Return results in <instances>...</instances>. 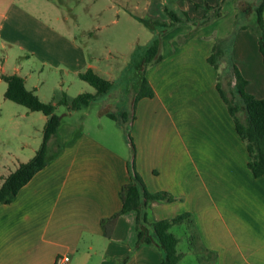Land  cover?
Wrapping results in <instances>:
<instances>
[{"label": "crops", "instance_id": "0c3cea01", "mask_svg": "<svg viewBox=\"0 0 264 264\" xmlns=\"http://www.w3.org/2000/svg\"><path fill=\"white\" fill-rule=\"evenodd\" d=\"M61 1L0 0V74L20 75L26 88L52 103L60 98L55 97L58 92H65L67 98L82 91L94 92L77 74L87 67L97 73L101 70L87 58L78 39L64 29ZM156 1L164 15L166 9L177 15V11L185 12L192 20L203 12L199 3L211 9L218 0ZM230 1L224 0L222 6ZM235 2L251 11L243 0ZM161 21L170 20L165 17ZM262 21L264 29V4ZM241 33L233 48L248 51L238 52V71L246 79V91L264 99V65L257 38ZM162 42L160 59L146 72L153 94L137 99L135 116L129 122L134 167L149 191L173 190L184 200L149 202L148 216L163 219L188 212L190 220L172 224L170 231L175 225H185L195 235L200 252L214 253L211 264H264V175L252 176L246 167L244 144L216 91L214 70L206 62L212 40L188 39L172 46L167 54ZM38 67L39 74H35ZM42 67L50 69L45 79L40 76ZM180 77H185L187 84L191 81V86L195 82L196 87L206 86V95L201 96L200 90L193 93L194 99L180 100L178 84L173 83ZM41 79L49 83L43 85ZM5 86L0 77V96ZM47 90L53 92L51 97H45ZM2 102L0 98V118ZM181 106L189 113L185 124L178 114ZM58 109H62L60 122L52 139L60 144V150L10 201L0 202V264H56L61 255L68 256L66 264H116L123 259V264H161L160 247L135 244L133 210L116 216L108 237L100 226L102 218L119 211L120 188L130 180L126 143L116 134V147L109 144V139L113 140L110 135L79 129L66 120L77 109L57 104L54 112ZM22 111L27 121L12 119L10 126L29 137H20L15 148L0 152V184L19 163L31 158L41 143L47 116L25 106ZM99 111L106 115L110 109ZM178 252L180 260L184 251ZM203 255H198V264Z\"/></svg>", "mask_w": 264, "mask_h": 264}, {"label": "rangeland", "instance_id": "374dc122", "mask_svg": "<svg viewBox=\"0 0 264 264\" xmlns=\"http://www.w3.org/2000/svg\"><path fill=\"white\" fill-rule=\"evenodd\" d=\"M223 1L218 0L217 6L213 5L211 9H207L205 3L201 2L198 4V8L202 9L203 12L197 17H193L192 23H186L185 21L165 27L158 23L152 24L154 20L161 21V19L168 17L167 13L164 15L163 12H160L161 7L156 0H62L60 2L62 13L66 15L64 29L73 34L82 44L87 58L94 66L101 69L98 73L109 78L112 82L109 91L97 95L87 106L75 110L66 120L75 124L79 129H87L94 135H110L113 140L109 139V144L116 147H118L115 142L117 134V137L121 136L119 140L125 142L130 150L126 141V131L129 133L134 145L129 127L130 120L135 116L134 109L131 107V100L135 94L139 78L142 75L146 77L148 69L158 62L149 64H143L142 62L144 48L153 36L152 31L161 33L159 41L160 43L163 41L162 44L165 45L164 52L166 54L172 49V46L179 45L188 39L195 42L212 40L211 44L216 65L213 66L207 60L206 62L214 70L215 85L218 83L226 96L230 97L233 66L238 69L239 59L241 58L238 52L246 54L248 51L246 49H234L233 44L236 38L242 34L241 30L249 39L252 35L257 38V34L255 29L252 28L253 10L249 12L241 9L235 0H231L229 4L227 2L225 6H222ZM243 1L250 4L253 0ZM177 12L180 16L182 15L181 12ZM216 12H220L219 15H215ZM132 13L136 17L131 16ZM187 26H189V29H187ZM215 27L219 30L218 33H216ZM222 31H225V33H222ZM221 33L224 35L222 36ZM39 68L35 70V74H39ZM49 72L48 67H42L40 76L45 79V74L48 75ZM59 72L61 73V70ZM41 81L43 85L49 83L47 80L43 82V79H41ZM173 83L178 84L180 100H185L187 97L194 99L195 95L193 93L198 94L200 90H202L201 96L206 95V92H203V89L207 88L206 86L196 87L197 82H195V86H191L189 85L191 81L187 84L185 77L174 79ZM87 84L84 81L83 85L89 86ZM63 94L66 96L65 92H58L55 97L57 95L61 97ZM44 95L45 97H51L53 92L47 90L44 91ZM0 98L3 101L1 106L3 112L0 118V152L6 153V150L17 146L20 137L26 139L29 137L28 135L21 136L22 131H19V129L14 130L10 126L11 120L27 121V117L26 119L23 117V105L6 99L3 95ZM191 104L192 101L190 106ZM185 106L190 107L188 104H185ZM102 107H109L110 111L116 113L124 111L127 120L119 122L102 112L100 113L99 110H102ZM178 108V114L183 119L181 121L184 124L187 123V119H189L187 109L182 106ZM61 111L62 109H58L57 113L61 114ZM131 112L133 113L132 118ZM176 116L177 114L173 112V118H176ZM24 131L27 132L26 129ZM167 193L172 197L169 201L182 202L184 200L183 195H176L173 190H169ZM171 232L179 237L176 251H184L181 259H178V264H198V255L201 253H204V255L200 263L205 259L206 252L198 250L195 235L188 232L185 225H175L171 228Z\"/></svg>", "mask_w": 264, "mask_h": 264}, {"label": "trees", "instance_id": "16d2710c", "mask_svg": "<svg viewBox=\"0 0 264 264\" xmlns=\"http://www.w3.org/2000/svg\"><path fill=\"white\" fill-rule=\"evenodd\" d=\"M254 5L252 7V5ZM264 0H253L249 5L254 11L253 27L257 34L258 50L264 65V29L262 21V8ZM251 5V6H250ZM209 9V8H207ZM169 22L154 20L152 24L158 23L161 26H171L174 23L190 21L185 12L178 16L171 10H165ZM216 12L215 15H219ZM193 23H195L193 21ZM150 26V24H149ZM163 31V30H162ZM153 32V36L144 48L142 62L149 64L160 59L159 36L161 33ZM206 60L216 65L213 47L206 57ZM232 84L230 97H227L224 90L216 83V90L225 104L232 119L236 134L243 142L247 161L246 167L252 176L264 175V99L258 98L245 90L246 79L233 66ZM78 77L94 88V92L82 91L71 98L64 94L55 102L42 101L24 85V79L16 73H1L0 77L6 83L3 96L15 103L21 104L32 111H40L47 116L42 129V139L34 155L25 162L19 163L14 170L9 172L0 184V202L10 201L22 186L37 170L42 168L49 159L54 157L60 150V144L53 139L60 122V115L54 112L55 105L63 104L68 109H77L93 101L97 95L104 94L111 88V80L99 75L92 68L87 67L79 72ZM153 90L146 77L142 75L137 83L135 94L131 100V107L134 108L137 99L143 96H151ZM241 113L240 115L238 113ZM106 115L117 121L124 122L127 116L124 111L106 112ZM133 113L131 112V118ZM130 118V116H129ZM53 138V139H52ZM53 140V141H51ZM126 141L130 147V161L128 169L130 180L123 184L119 191L121 206L118 212L100 220L103 235L108 237L116 216L125 211L135 212V244H155L163 252L161 264H178L180 254L176 251V236L170 231V226L180 223L183 220H190L189 213H179L170 218L150 219L147 212L149 202L156 200H171L172 197L166 191H149L143 184L139 174L134 167V145L129 133L126 131ZM55 147L53 148V144ZM214 260V253L206 251V257L200 264H211ZM124 259L116 264H123Z\"/></svg>", "mask_w": 264, "mask_h": 264}, {"label": "built area", "instance_id": "2783aa9c", "mask_svg": "<svg viewBox=\"0 0 264 264\" xmlns=\"http://www.w3.org/2000/svg\"><path fill=\"white\" fill-rule=\"evenodd\" d=\"M68 261V256L67 255H61L57 258L56 264H66Z\"/></svg>", "mask_w": 264, "mask_h": 264}]
</instances>
